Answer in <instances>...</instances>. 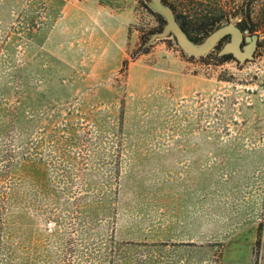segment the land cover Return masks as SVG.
Returning a JSON list of instances; mask_svg holds the SVG:
<instances>
[{"label": "rangeland", "instance_id": "374dc122", "mask_svg": "<svg viewBox=\"0 0 264 264\" xmlns=\"http://www.w3.org/2000/svg\"><path fill=\"white\" fill-rule=\"evenodd\" d=\"M162 1L253 57L150 0H0V264H264V0Z\"/></svg>", "mask_w": 264, "mask_h": 264}, {"label": "water", "instance_id": "95a60500", "mask_svg": "<svg viewBox=\"0 0 264 264\" xmlns=\"http://www.w3.org/2000/svg\"><path fill=\"white\" fill-rule=\"evenodd\" d=\"M150 3L154 10L166 19L164 30L162 32L156 33L155 36L164 37L170 32H173L182 48L189 55H204L212 51L223 37L231 34L233 36L232 41L225 46L223 52H231L241 62L253 57L259 39V35L257 33L245 35V33H250L249 29L244 30L237 23L230 22L210 34L204 43L198 44L191 40V38L187 35L185 30L178 22L173 10L166 6L162 0H150ZM245 40L249 41L250 43L243 50L241 45Z\"/></svg>", "mask_w": 264, "mask_h": 264}, {"label": "trees", "instance_id": "16d2710c", "mask_svg": "<svg viewBox=\"0 0 264 264\" xmlns=\"http://www.w3.org/2000/svg\"><path fill=\"white\" fill-rule=\"evenodd\" d=\"M173 12L176 15V18L182 28L185 30L187 35L193 40L194 42H203L205 41L209 35L219 26L220 22L225 19L223 16L224 14H218V15H205L204 17H197L194 18L190 15H186L182 12L179 14L174 8H171ZM158 19L163 23L166 24V19L160 15L159 13L155 12ZM196 19V20H195ZM240 26L244 27L242 22H239ZM252 30V28H251ZM256 29H253L255 31ZM224 41V38L220 40V42L217 44V46L211 51L214 52L218 49H220V46L222 42ZM210 53V54H211ZM232 54L227 53H221L219 52V57L221 58H229L232 57Z\"/></svg>", "mask_w": 264, "mask_h": 264}, {"label": "flooded vegetation", "instance_id": "af4514ba", "mask_svg": "<svg viewBox=\"0 0 264 264\" xmlns=\"http://www.w3.org/2000/svg\"><path fill=\"white\" fill-rule=\"evenodd\" d=\"M238 25L240 26V24H238ZM240 27H241L242 29H244V27H242V26H240ZM243 43H244V45H245V44L249 43V41L245 40Z\"/></svg>", "mask_w": 264, "mask_h": 264}]
</instances>
